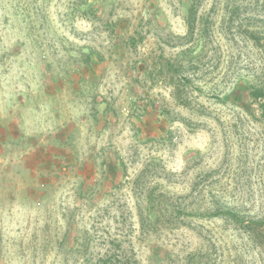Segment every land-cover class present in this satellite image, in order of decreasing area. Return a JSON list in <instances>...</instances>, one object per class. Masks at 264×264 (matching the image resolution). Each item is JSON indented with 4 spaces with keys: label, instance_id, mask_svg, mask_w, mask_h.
I'll use <instances>...</instances> for the list:
<instances>
[{
    "label": "rangeland",
    "instance_id": "obj_1",
    "mask_svg": "<svg viewBox=\"0 0 264 264\" xmlns=\"http://www.w3.org/2000/svg\"><path fill=\"white\" fill-rule=\"evenodd\" d=\"M252 22L264 0H0V264H85L89 237L264 264Z\"/></svg>",
    "mask_w": 264,
    "mask_h": 264
},
{
    "label": "trees",
    "instance_id": "obj_2",
    "mask_svg": "<svg viewBox=\"0 0 264 264\" xmlns=\"http://www.w3.org/2000/svg\"><path fill=\"white\" fill-rule=\"evenodd\" d=\"M246 34L255 38L259 43L261 40H264V24L257 25L252 22L249 27L245 29ZM264 53V42L261 43ZM247 96L250 99L249 103L256 104L258 106L259 99L262 98V103L259 105L262 113L264 112V86H259L255 84H250L246 86ZM252 106V105H251ZM214 203V202H213ZM217 203V202H216ZM184 214V213H182ZM218 216H226L229 220L234 222H241L243 219L235 212V209H218L216 213ZM247 224L262 226L264 221H248ZM95 249L97 251H95ZM82 260L85 264H140L133 247L131 245H125L122 239L114 237L108 241L104 240H93L92 237H89L88 240L82 244ZM160 257V256H159ZM157 258L159 260L162 258Z\"/></svg>",
    "mask_w": 264,
    "mask_h": 264
}]
</instances>
